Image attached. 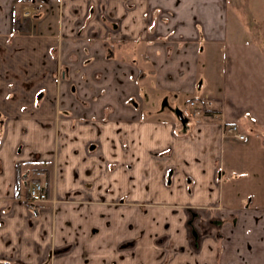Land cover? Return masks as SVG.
Here are the masks:
<instances>
[{
    "label": "crops",
    "instance_id": "1",
    "mask_svg": "<svg viewBox=\"0 0 264 264\" xmlns=\"http://www.w3.org/2000/svg\"><path fill=\"white\" fill-rule=\"evenodd\" d=\"M248 29L228 0H0V264H264ZM199 96L255 141L224 139ZM35 169L54 204L24 202Z\"/></svg>",
    "mask_w": 264,
    "mask_h": 264
},
{
    "label": "rangeland",
    "instance_id": "2",
    "mask_svg": "<svg viewBox=\"0 0 264 264\" xmlns=\"http://www.w3.org/2000/svg\"><path fill=\"white\" fill-rule=\"evenodd\" d=\"M26 7H33V6H26ZM231 14L232 15L238 14V18L241 20L243 27H252V29H248V32L249 30L254 31L256 28H259V30L262 29L264 30V0H228V22L231 19L232 16ZM228 25L230 28L232 27L230 26V24ZM197 98L200 100L209 99V98H201L200 96L189 99L187 104L191 109L193 107L189 105L190 101ZM210 108H212V105ZM202 112L203 115L206 117V119L220 120L222 128L223 127L226 128V123L222 121V118L219 116L217 112H215L214 110H211L212 113L210 112L205 113V111ZM244 135H246L247 137L246 140L247 142L255 141L253 139L257 138L256 136L252 135L251 132H247ZM222 137L224 139H230L229 137H225L223 133H222ZM255 144H256V148H252L248 150L245 154L247 157H249V163L246 164V166L250 170L251 177H253V179L250 180V182H253V189H249V192L243 195L244 199L250 201V203L253 204L264 203V147L261 146V144L263 143L258 144V142H255ZM257 146H259V148ZM41 171H43L47 182L46 172H44V170ZM237 173L245 174V172L243 171H237Z\"/></svg>",
    "mask_w": 264,
    "mask_h": 264
},
{
    "label": "built area",
    "instance_id": "3",
    "mask_svg": "<svg viewBox=\"0 0 264 264\" xmlns=\"http://www.w3.org/2000/svg\"><path fill=\"white\" fill-rule=\"evenodd\" d=\"M38 12V8L24 7V9L22 10V16L29 18L37 14ZM189 105L196 109V112L205 111V113H212L210 109L212 101L209 99L200 100L197 98L190 101ZM222 133L225 137H229L239 141H243L245 139V135L239 131L238 126L235 124H226V128H222ZM24 183L27 191L26 196L23 200L28 205L35 207L44 203H55V200L53 198L50 199L49 197L47 191L48 184L46 182L43 171L39 169L30 171L26 175V180Z\"/></svg>",
    "mask_w": 264,
    "mask_h": 264
},
{
    "label": "flooded vegetation",
    "instance_id": "4",
    "mask_svg": "<svg viewBox=\"0 0 264 264\" xmlns=\"http://www.w3.org/2000/svg\"><path fill=\"white\" fill-rule=\"evenodd\" d=\"M197 218V213L195 212H191V219L188 222V226L191 229L190 233L192 234V236L196 235V232L194 230V226H193V221Z\"/></svg>",
    "mask_w": 264,
    "mask_h": 264
}]
</instances>
